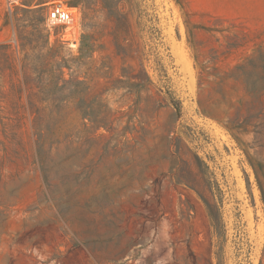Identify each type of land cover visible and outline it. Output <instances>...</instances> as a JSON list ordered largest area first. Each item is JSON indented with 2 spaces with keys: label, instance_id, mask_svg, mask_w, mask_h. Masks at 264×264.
<instances>
[{
  "label": "rangeland",
  "instance_id": "374dc122",
  "mask_svg": "<svg viewBox=\"0 0 264 264\" xmlns=\"http://www.w3.org/2000/svg\"><path fill=\"white\" fill-rule=\"evenodd\" d=\"M75 1L0 0V264H264V0H154L178 116L112 88V19Z\"/></svg>",
  "mask_w": 264,
  "mask_h": 264
},
{
  "label": "trees",
  "instance_id": "16d2710c",
  "mask_svg": "<svg viewBox=\"0 0 264 264\" xmlns=\"http://www.w3.org/2000/svg\"><path fill=\"white\" fill-rule=\"evenodd\" d=\"M76 4L81 5L83 20L87 21V27L92 28L94 7L101 5V11L105 13L107 19H112L113 28L110 33L115 56L121 63L120 76L124 80H117L113 83L114 90L124 89L125 95H135L134 105L144 103L152 109L161 107L159 103H164L174 110L176 116L179 115L181 103L172 89V79L170 70L174 69L173 59L167 48L161 29L159 19L154 10V0H76ZM134 13L137 14L139 22L134 23ZM135 30H138L136 33ZM90 34L82 36L83 56L89 54ZM104 69V65L101 70ZM108 71L101 73L100 77L108 78ZM84 93L87 87L80 83ZM150 91H155L159 100H153ZM99 103L104 109L92 117V123L96 129L107 128L109 112L105 104ZM158 105V106H157ZM84 118H91L90 115H83ZM144 118L139 117V123ZM199 199L204 203L207 215L216 234L221 233L223 224L221 221L220 195L222 194L217 185H209V198L203 197L194 190Z\"/></svg>",
  "mask_w": 264,
  "mask_h": 264
},
{
  "label": "built area",
  "instance_id": "2783aa9c",
  "mask_svg": "<svg viewBox=\"0 0 264 264\" xmlns=\"http://www.w3.org/2000/svg\"><path fill=\"white\" fill-rule=\"evenodd\" d=\"M73 17L66 7L61 4L52 5L46 17V25L48 29H54L56 27H70L72 26ZM75 47V46H74Z\"/></svg>",
  "mask_w": 264,
  "mask_h": 264
}]
</instances>
